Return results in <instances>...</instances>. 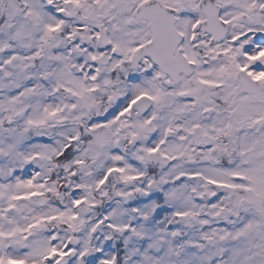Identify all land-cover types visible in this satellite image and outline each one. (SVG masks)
<instances>
[{
  "label": "snow or ice",
  "instance_id": "1",
  "mask_svg": "<svg viewBox=\"0 0 264 264\" xmlns=\"http://www.w3.org/2000/svg\"><path fill=\"white\" fill-rule=\"evenodd\" d=\"M0 264H264V0H0Z\"/></svg>",
  "mask_w": 264,
  "mask_h": 264
}]
</instances>
